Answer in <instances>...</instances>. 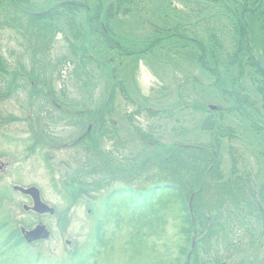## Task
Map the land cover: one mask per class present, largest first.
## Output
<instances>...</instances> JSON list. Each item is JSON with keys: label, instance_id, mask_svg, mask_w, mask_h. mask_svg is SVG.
<instances>
[{"label": "rangeland", "instance_id": "374dc122", "mask_svg": "<svg viewBox=\"0 0 264 264\" xmlns=\"http://www.w3.org/2000/svg\"><path fill=\"white\" fill-rule=\"evenodd\" d=\"M47 1L56 5V0ZM116 1H120L123 10L129 9L131 13L123 15L121 12L115 16L111 21V30L119 35L123 45L127 47L126 51L140 50V41H143L145 37L141 34L140 12L143 7L150 5L155 7V2L158 0H135L134 5H131L129 0H84L91 8L90 13L85 9L74 10L76 13L74 16L80 19L84 32L82 38L76 41L77 47L83 50L85 56L78 66L84 71L77 72L75 65L70 63L67 64V74L62 75L67 81L69 99H76L78 90V98L82 99L83 117L80 125L76 122L75 126L71 125L74 122L68 119L70 124L69 122L57 124L49 130L58 139L69 140L76 139L80 132L85 133L91 124L90 136L93 139V145L85 138L74 149L58 148L52 149L54 151L36 150L34 153H29L26 145L28 144V124L21 121L25 113H22L20 107L11 101L0 102V116L16 118L11 123L0 127V162L9 164L8 170L3 174L0 173V227H3L0 231V264H173L177 259H180V264H196V262L264 264V233L260 235L257 230L253 214L245 225L236 230L233 216L237 212L227 204L238 203V201L227 195V188L222 186L227 181H236L235 177L239 173L244 175L248 173L251 175L250 182L256 193L262 191L264 154L260 152L259 155L257 153L259 150L256 152L253 146L254 141L243 144L234 140L226 144L217 163L222 179L220 181L219 177V180L212 179L211 182V185L217 184L221 189L219 191L211 187L205 189L200 196L201 201L197 204L204 215L211 217V229L202 239L198 234L196 236L193 234L194 248L197 252L195 258L191 252L187 253L186 257L180 254V248L184 245L180 228L184 222L185 211V205L181 200L161 199L150 205L141 206L137 198L127 197L117 199L109 209H106L105 194L122 185L111 183L106 177L103 179L104 182L94 180L90 170L94 162V154L90 146L95 145L94 150L100 151L108 148L110 146L108 140L113 129L112 125L107 127L106 124L109 117L107 114L108 93L113 86L112 70L109 68L110 64L102 62V65L100 60L110 61L112 58L115 68L125 72L124 78L119 73L117 75L127 92V98L121 91L115 94L114 120L118 125L129 128V150L131 162H134L131 170L150 168L149 165L157 151L143 146L142 141L137 138L139 136L134 132V127L148 131V128L156 126L157 130L152 135L164 148L162 152L171 147L177 150L179 146L185 144L203 146L208 144L205 134L201 132V125L207 112L206 107L220 105L218 102L220 98L213 94L212 86L205 84L211 82L208 75L198 69H178L174 80H169L172 83H168L169 89H160L161 81L163 85L167 86V83L160 79L161 73H157L156 77L158 69H155V66L160 65L158 59L152 57L141 61L136 56L119 58L105 49L106 42H101L100 37L95 36V32L90 33L87 24L89 17L95 16L98 3L101 6L100 14L104 17V10ZM172 1L181 3L188 0ZM51 14L59 26L61 23L59 19L65 12L59 13L57 10V13L52 11ZM93 26L94 29H98L96 23ZM54 32L56 37L50 44L51 59L55 62L56 59L66 55L77 62L74 55L64 50L69 48L68 45L63 44L60 36L56 35V31ZM125 43H130V46ZM7 60L11 65L10 56ZM182 64L187 66L189 63ZM68 71H70L69 74ZM168 72H170L169 69ZM149 75L155 77V83L150 89L144 91L138 84V79ZM56 88L59 89L57 84ZM174 97L178 98V102L171 105ZM146 107L159 110L173 107L172 113L175 116L171 119L170 113H167V116L163 112L165 114L159 116L160 120H154L146 115ZM257 113L264 115V111H257ZM127 116L130 117L131 129L126 122ZM233 119L234 117L229 119V124L236 126ZM99 122L105 125V128H100ZM259 122L264 123V119ZM240 130L243 131L234 139L252 138L244 134V129ZM242 134L243 137H240ZM228 147H231L233 151L238 150L243 155V159L236 161L232 157V164L227 152ZM240 147L244 148L245 154L241 152ZM255 153L258 157L254 155ZM77 164L81 165L77 166ZM259 167H261L260 170H258ZM76 168L81 170L77 172ZM82 168L84 174H81ZM151 170L152 172L148 173L150 178L159 176L160 172L154 174V168ZM257 172L261 175L258 176ZM148 179L147 182H149ZM132 184L139 185V183ZM246 185L242 186L248 192L249 186ZM14 186L37 188L42 202L53 208L55 214L40 216L32 211H24L23 207L26 205L31 208L32 203L29 198L14 192L12 190ZM81 189L87 191L86 195L76 196ZM94 197L96 198L91 199ZM184 202L188 205L187 201L184 200ZM90 209L93 211L90 212ZM38 225L47 228L48 239L28 246H5L6 235L19 232L20 228L31 230ZM98 227L102 228L99 235L96 234ZM197 232L200 231L197 230ZM75 255L78 256L73 258Z\"/></svg>", "mask_w": 264, "mask_h": 264}, {"label": "flooded vegetation", "instance_id": "af4514ba", "mask_svg": "<svg viewBox=\"0 0 264 264\" xmlns=\"http://www.w3.org/2000/svg\"><path fill=\"white\" fill-rule=\"evenodd\" d=\"M68 1L82 3L83 6L64 5ZM155 3V7L152 5L143 7L140 12L141 34L145 37L143 41H140L141 46L138 52L126 51L127 47L123 45L119 35L114 34L111 30L113 18H109L107 10L111 4L104 10V17H102L101 6L98 3V11L95 10V16L89 17L88 31L95 32V36H99L101 42H106L105 49L110 50L113 55L115 54L119 58L136 56L141 61L152 57L158 59L160 65L155 66V69L159 71L156 72V77L157 73H161L160 79L167 83L166 86L161 81L160 89H169V80H174L178 69H198L202 73H206L211 80L210 83L205 84L212 86L213 94L220 98L218 106L225 108L229 105L240 106L239 100L236 98L239 94L238 86L232 79L241 74L242 68L220 65V63L221 59L227 56L224 47L239 36L236 25H241V23L246 25L250 39L254 38L252 31L256 33L260 22L264 20V0H188L181 3L172 0H158ZM76 9H85L89 13L91 11L84 0H56V5L47 0H37V2L35 0H0V102L11 101L20 107L22 113H25L21 121L28 124V144L26 143V145L29 153H34L36 150L54 151L52 149L58 148L74 149L81 144L82 139H88L91 132L92 125L89 124L86 132H80L76 139L63 140L53 136L49 131L57 124H66L67 122L70 124L68 119L74 122L71 125H74L75 122L79 124L83 117L82 99L78 98V90L76 99H69L67 81L65 77H62L63 74H67L70 63L75 65L77 72L84 71L78 67L84 54L83 50L77 47L76 41L82 38L84 32L80 19L74 16ZM55 10H58L59 13L65 12L64 16L59 19L61 22L59 26L52 17L47 16L52 11L56 12ZM71 16L74 18H70ZM95 23L98 29H94ZM54 31H56V35L60 36L63 44L69 47L63 49L74 55L77 62L66 55L56 59L55 62L51 59L50 44L56 37ZM125 44L130 46V43ZM251 52L253 57H257L253 50ZM8 56L11 57V65L7 60ZM102 62L109 63L111 66L109 68L112 70L113 86L108 93L107 114L109 117L106 124L107 127L112 125L113 129H111V136L108 140L110 146L103 148L100 154L97 149L93 151L94 162L91 175L94 180L104 182L103 179L106 177L109 182L122 185V187L112 189L105 194V199H126L133 194L139 196L140 200L147 197L153 198V201L161 200L162 187L158 185L160 181L154 182L151 180L152 178L147 177L145 167L132 173L128 141L129 128L118 125L114 120L116 114L115 94L120 89L112 90L116 75L119 73L124 78L125 72L115 68L112 58L110 61ZM186 62L189 63L187 66L182 64ZM192 80L194 79L192 78ZM56 84L59 89L56 88ZM249 85L250 88L256 89L252 83ZM176 102H178V98L174 97L171 105ZM163 109L146 107L145 111L146 115L154 120H160L159 116L165 113L166 115L170 113L171 119L175 116L172 113L173 107ZM248 112L250 111L239 110V112L233 113L220 112L204 115L205 119L201 128L206 124L209 129L201 130L208 141L205 150L212 153L216 163H218L226 144L234 140L243 144L254 141L253 146L256 152L259 150L257 152L259 155L260 152L264 154V123L259 122L264 119V115L258 114L257 111L254 114ZM135 116L137 117V115ZM231 117H234L236 126L229 124ZM126 119L131 129L130 117L127 116ZM14 120H16L14 117L3 118L0 116V127ZM138 129L139 135L134 132L139 136L137 138L142 141L145 148L157 150L155 154H159L164 149L157 138L152 135L157 130L156 126L148 128V131ZM240 129H244V134L252 138L234 139L243 131ZM240 137H243V134ZM171 148L174 150L173 147ZM230 148L228 147L227 152L232 164V157L236 161H239L240 158L243 159V155L238 150L233 151ZM243 149L240 150L245 154ZM257 153L254 155L258 157ZM140 156L143 158L142 154ZM46 158L49 159L48 155ZM141 163L143 164V162ZM154 163L156 165L155 161L151 165L153 166ZM80 165L77 164V166ZM8 168V163L0 162L1 174ZM79 169L76 168L77 172ZM260 169L261 167L258 168V170ZM153 172L155 174L159 170L155 168ZM256 174L261 175L260 172ZM250 177L251 175L248 173L245 175L239 173L235 177L236 181L232 182H236L237 185L247 184L246 186H249L253 193L233 195L226 193L238 201V203L227 204V206L237 212L233 216L236 230L245 225L253 214V220L261 235L262 232L264 233V193H256L250 182ZM147 178H149V182H147ZM221 179L222 176L220 181ZM132 183H139L140 186ZM147 184L150 186L149 189H147ZM171 184L177 188L175 181ZM229 184L231 182L227 181L226 186H222L229 190Z\"/></svg>", "mask_w": 264, "mask_h": 264}, {"label": "trees", "instance_id": "16d2710c", "mask_svg": "<svg viewBox=\"0 0 264 264\" xmlns=\"http://www.w3.org/2000/svg\"><path fill=\"white\" fill-rule=\"evenodd\" d=\"M131 5H134L135 0H129ZM120 1H116L110 5L107 9L109 13V18H113L117 16L119 13L123 12V15H129L131 10L125 9L123 10L120 6ZM69 8V7H67ZM77 10V9H76ZM57 13V11H56ZM52 17L50 13L47 15ZM253 25V24H252ZM251 25V26H252ZM254 27V25H253ZM236 29L239 32V36L237 39L232 42H228L227 46L224 49L227 52V56L221 60L222 65L225 66H235L242 68L241 74L232 80L234 83L236 82L238 86L239 94H237L236 98L239 100V105H229L224 109L223 113H233L235 111L239 112V110L250 111L251 113H255L256 111L261 112L264 111V79L257 71L254 57L252 56V50L257 54V57L260 58L263 66H264V20H262L257 27V32L252 31V35L254 38L250 39V33L247 27L241 23V25H236ZM232 50V51H231ZM85 51V50H84ZM215 61L217 59H214ZM216 64V63H215ZM249 83H252L256 89L250 88ZM121 83H116L115 87L122 90ZM100 124V122H99ZM100 128H105V125H99ZM103 130V129H102ZM100 130V132H102ZM203 131L209 130L206 127V124L201 128ZM135 132L139 135V129L135 128ZM88 140L93 145V139L89 135ZM218 141V138H216ZM203 147H207V145H203ZM91 152L95 151L96 146H90ZM100 154V150H98ZM94 157V156H93ZM152 162H156V165L152 166L151 163L149 165L150 168H146L147 177L150 175L149 172H152V168L159 170V176H155L153 179L154 182L160 181L158 185H161L162 191L161 196L163 199H171L175 198L181 200L185 205L184 211V222L180 228V235L183 238L182 244L180 248V254L184 257L187 256V253L191 252L195 257H197V252L192 251V237L193 234L200 237V239L207 236L208 232L211 229V217L208 215H204L203 211L198 208V202L201 201V195L203 194L205 189L214 188L219 191L221 187L218 185H211L212 179H217L220 177V172L218 169V165L213 159V155L208 151H199V150H184L180 147L177 150H173L172 148H168L165 152H160L159 154H155ZM104 167V164H102ZM134 165V162H131V166ZM81 168L78 170L80 171ZM91 170V168H90ZM132 173L135 170H131ZM90 172V171H89ZM83 168L81 174H84ZM177 184V188L172 186V182ZM153 182V183H154ZM150 186H147L149 189ZM228 194H244L247 192L245 187L242 185H237L236 182H231L229 184ZM87 191L82 190L76 196H80L86 193ZM93 192V191H92ZM247 193H253V190L248 187ZM261 194L264 193V188L260 191ZM195 195L193 202V215H194V223L191 221L190 214L187 209V204H185L184 200L188 202L191 195ZM132 198L139 199V196L133 195ZM111 198L107 201L106 208L109 209L112 206ZM69 202V200H67ZM153 198L147 197L140 200V205H150L152 204ZM198 226L194 229V227ZM3 230V227H0V231ZM200 231L199 233L197 232ZM102 231L101 227L97 228L96 234L99 235V232ZM8 233V232H6ZM20 233L15 232L6 235L4 244L6 247L25 245L22 238H20ZM197 243L195 244L196 247ZM78 255H75L73 258H76ZM180 259H177L173 264H180ZM204 263H207L203 260ZM196 264H203L202 262H196Z\"/></svg>", "mask_w": 264, "mask_h": 264}, {"label": "water", "instance_id": "95a60500", "mask_svg": "<svg viewBox=\"0 0 264 264\" xmlns=\"http://www.w3.org/2000/svg\"><path fill=\"white\" fill-rule=\"evenodd\" d=\"M66 5H76V6H83L82 3H78V2H72V1H68L65 3ZM255 64L257 66L258 71L261 73V75L264 77V68L260 62V60L257 58L255 60ZM212 111L216 110L215 107H211L210 108ZM184 148H194V147H190V146H185ZM16 191L21 192L23 194H27L30 195L32 200H33V208L32 210L37 213V214H50V215H54V209L49 208L48 206H46L45 204H43L40 200V194L39 191L36 188H30L27 190H24L22 188H18L15 187L14 188ZM189 207V211L190 214L192 215V197L189 201L188 204ZM21 233L24 236V239L28 242V243H32L38 240H45L48 238L49 233L46 231L44 226H37L34 230L26 232L25 230H21Z\"/></svg>", "mask_w": 264, "mask_h": 264}, {"label": "clouds", "instance_id": "9594fccd", "mask_svg": "<svg viewBox=\"0 0 264 264\" xmlns=\"http://www.w3.org/2000/svg\"><path fill=\"white\" fill-rule=\"evenodd\" d=\"M155 83V77L153 76H147V77H143L141 76L138 79V84L142 87V89L144 91H147L148 89H150Z\"/></svg>", "mask_w": 264, "mask_h": 264}]
</instances>
